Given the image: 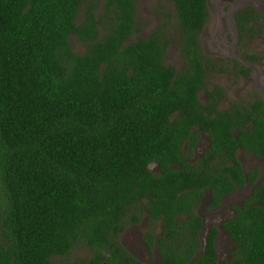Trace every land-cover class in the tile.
<instances>
[{
  "label": "trees",
  "instance_id": "obj_1",
  "mask_svg": "<svg viewBox=\"0 0 264 264\" xmlns=\"http://www.w3.org/2000/svg\"><path fill=\"white\" fill-rule=\"evenodd\" d=\"M171 1V39L164 12L144 37L129 40L136 0H102L99 14L97 0H0V264H52L80 240L91 254L75 264H148L118 240L138 219L125 220L126 208L142 197V210L166 232H144L148 243L155 237L158 264H264V177L221 223L235 246L230 259H216L215 228L196 255L191 242L180 251L166 242L178 227L195 236L202 188L211 186L217 204L221 193L256 180L255 168L243 175L237 148L264 159L260 96L251 91L217 109L223 90L206 87V74L222 70L199 44L206 0ZM262 18L244 5L234 15L238 34L251 37ZM70 34L82 52L71 50ZM171 40L179 68L163 61ZM245 56L259 60L264 50ZM198 131L208 148L189 161L192 152L181 149L194 147Z\"/></svg>",
  "mask_w": 264,
  "mask_h": 264
},
{
  "label": "rangeland",
  "instance_id": "obj_2",
  "mask_svg": "<svg viewBox=\"0 0 264 264\" xmlns=\"http://www.w3.org/2000/svg\"><path fill=\"white\" fill-rule=\"evenodd\" d=\"M98 6L95 9L96 14L101 12L102 0H97ZM243 3H252L262 13L263 18L260 20L258 29L250 37L245 33L241 35L236 34V29L230 20L231 10ZM207 6V18L199 33V44L202 51L208 54L210 57L217 59L216 62L221 66L222 70L209 71L205 76L206 87L209 88L212 84L219 85L224 97H222L218 103L217 108L223 109L231 101L244 102L250 98V92L255 90L261 98L264 100V58L259 60H250L246 54H260L264 50V0H206ZM166 12L167 20V34L170 37L174 36L176 27V17L174 4L171 0H136L135 2V29L129 36V40L144 37L153 26L160 24L163 21V13ZM82 18V9H79L76 21ZM98 33L102 35L104 33V26L98 25ZM238 33V32H237ZM72 51L80 53L83 50L84 44L74 34H70L67 37ZM236 60V62H234ZM163 61L167 64H171L175 68H179L182 65V59L180 56L179 46L171 40L167 45L164 52ZM240 65L249 68L247 74L238 73L237 70ZM197 97L200 100L205 98L202 90L198 91ZM205 143L204 136L201 137L200 144ZM236 156L240 164L244 169L251 167L260 169V176L264 177V160L256 158L250 152H236ZM241 190L234 192L231 195L240 197V195L246 193V189L239 193ZM234 197V198H235ZM234 198H231L233 201ZM208 196L207 194L202 199L199 205L198 211L203 212L206 209ZM140 202H143L142 200ZM134 208H129L126 212L125 219L128 218L130 213H134ZM216 212H211L209 217H206L204 223V229L207 228L211 220H213ZM141 218V216H140ZM143 221H140L136 225L127 224L120 232L118 240L124 239L125 243L133 241L132 232L133 229L141 225ZM158 223L157 220H150L149 224L155 226ZM123 241V240H122ZM216 257L218 259H230L231 252L233 251V241L227 236H219L216 239ZM135 245V246H134ZM135 247L138 253H133L131 246L127 247V250L137 258L149 259L150 264H156L157 255L153 250L147 252L141 245L135 243ZM91 252L83 241L76 242L71 250L61 256L51 257L52 264H75L78 259L90 256ZM149 257V258H148Z\"/></svg>",
  "mask_w": 264,
  "mask_h": 264
},
{
  "label": "flooded vegetation",
  "instance_id": "obj_3",
  "mask_svg": "<svg viewBox=\"0 0 264 264\" xmlns=\"http://www.w3.org/2000/svg\"><path fill=\"white\" fill-rule=\"evenodd\" d=\"M252 5L255 7L254 4L252 3H243L241 5H238L236 7H234L231 12H230V20H231V23L234 25L235 29H236V34H238V25L234 19V15L235 13L242 7H244V5ZM175 8V6H174ZM257 9V8H256ZM258 10V9H257ZM259 11V10H258ZM260 12V11H259ZM164 19V18H163ZM205 23V22H204ZM157 26V24L155 26H153V28H155ZM151 28V29H153ZM202 30V29H201ZM150 31V30H149ZM201 32V31H200ZM236 61V60H235ZM253 61V60H252ZM244 66V65H243ZM206 84V83H205ZM213 85V84H212ZM211 85V86H212ZM217 85V84H216ZM210 86V87H211ZM219 86V85H218ZM209 87V88H210ZM220 87V86H219ZM252 91H255V90H252ZM256 92V91H255ZM198 93V92H197ZM257 93V92H256ZM258 94V93H257ZM259 95V94H258ZM260 96V95H259ZM261 98V96H260ZM221 99V98H220ZM218 99L216 101V108H217V103L218 101L220 100ZM262 99V98H261ZM263 100V99H262ZM245 102V101H244ZM264 102V100H263ZM218 109V108H217ZM193 129H198V127L194 126ZM204 136L205 138V143L203 145L200 144V140H201V137ZM207 148H208V139H207V135L206 133H204L203 131H198V138H197V142L196 144L194 145V147L188 151L184 148L181 149V152H192L191 154V157L188 159L189 161H194L196 160L201 154L202 152H206L207 151ZM235 152H252L250 150H244V149H241V148H237L235 150ZM255 156V155H254ZM256 157V156H255ZM237 158V156H236ZM258 159H260L259 157H256ZM238 160V158H237ZM264 160V159H262ZM239 161V160H238ZM240 164V162H239ZM240 167H241V170H242V173L243 175H245V173L250 170V169H253L254 167H251V168H248V169H244V167L240 164ZM152 169H156V163H153ZM256 171H257V177H256V180L252 183H249L247 181H245L241 186L229 191V192H224V193H221L219 195V202L217 204H212V188L211 186H207V187H204L201 189V196L198 200V203L194 206L193 208V212L196 216H198L200 218V228L199 230L196 232L195 236H192L191 233H189L188 231H182L180 232L179 230V227H178V222L180 221L179 218L176 219L177 223V227L178 229L174 230L173 231V234L171 235H164L165 237H167V243L171 246H173L172 248H170L171 250H175V251H180L181 250V246H183L185 243L187 242H191L192 243V251L194 252V255L200 253L203 251L204 249V245L206 243V237L210 231V228H215V234L213 236V249H214V253L216 255V247H217V243H216V239L219 237V236H228L227 233L224 231V229L222 228L221 226V223L228 219L229 217H231L234 213V207L235 206H240L244 200V198L248 195V193L250 192L251 188L260 180L262 179L263 177L260 176V169H257L255 168ZM246 189V193H244L243 195L241 194L240 197H235L234 195H231L233 194L234 192H237L238 194V191L241 190L239 193H242V191ZM207 194L208 196V200H207V204H206V209L204 211V214L203 212L200 213V211H198V208H199V205L201 204L202 202V199L205 197V195ZM235 197V198H234ZM231 198H234L233 201H231ZM143 201V202H140V201ZM146 198H139L138 201L130 204L127 208H126V212H128V209L129 208H134V213L137 214V221H127L124 225V227L129 224V225H136L137 223H139L140 221H143L141 223V225L139 226V229L138 227L134 228L133 229V236H132V240L130 243H125L126 241L124 239H121L119 240V243L123 246L126 245L128 247L131 246V249L133 251V253H138V251H136L135 247L133 249V246L135 243H138L139 245L142 246V248L144 250H146L147 252H149L150 250H153L156 255H157V262L156 264H158L159 262V259H160V256H159V250L157 248V245H156V241H155V237H152L153 240L150 241V243H148L147 241H145V238H144V232L145 230L148 229V231H151V233L153 234V236L157 235V234H162L164 233L165 231H163V229L161 230V227L163 225V221L162 219L159 217H149L147 215L146 212H144L142 209L144 208V205L146 203ZM214 210V212H216V214L214 215L213 217V220H211V222L209 223V225L207 226V228L205 230L204 229V223H205V219L206 217H209V215L211 214V212ZM134 213H130L128 215V217H130L132 214ZM141 216V218H140ZM179 216H182L184 219H187L188 217L184 214H179ZM125 219V218H124ZM127 220V218L125 219ZM152 221V220H157L158 223L153 226L152 224H149V221ZM123 227V229H124ZM122 229V230H123ZM121 230V231H122ZM166 233V232H165ZM120 234V233H119ZM118 234V236H119ZM229 237V236H228ZM230 238V237H229ZM231 239V238H230ZM123 240V241H122ZM172 243V244H171ZM234 244V243H233ZM135 246V245H134ZM126 250H127V247L123 246ZM233 247L235 248V246L233 245ZM234 250V249H233ZM128 251V250H127ZM129 252V251H128ZM130 253V252H129ZM131 254V253H130ZM132 255V254H131ZM134 256V255H133ZM217 256V255H216ZM135 257V256H134ZM137 258V257H135ZM149 258V257H148ZM138 260L140 261H143V262H146L148 264L149 263V259H140V258H137ZM216 259L218 260V258L216 257Z\"/></svg>",
  "mask_w": 264,
  "mask_h": 264
}]
</instances>
